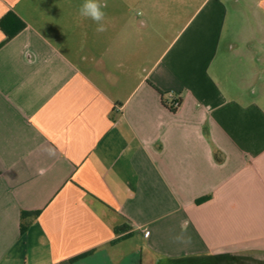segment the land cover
<instances>
[{"label": "crops", "instance_id": "crops-1", "mask_svg": "<svg viewBox=\"0 0 264 264\" xmlns=\"http://www.w3.org/2000/svg\"><path fill=\"white\" fill-rule=\"evenodd\" d=\"M82 2L0 0V264H264V0Z\"/></svg>", "mask_w": 264, "mask_h": 264}, {"label": "clouds", "instance_id": "clouds-1", "mask_svg": "<svg viewBox=\"0 0 264 264\" xmlns=\"http://www.w3.org/2000/svg\"><path fill=\"white\" fill-rule=\"evenodd\" d=\"M106 8L107 3L105 0H83L82 4L79 6L78 12L80 17L94 22L97 25L96 31L102 33L106 31L104 23L106 18V12L104 9ZM185 232L186 226L182 228L181 234L175 236L173 239L180 243H190V238H186L184 235Z\"/></svg>", "mask_w": 264, "mask_h": 264}, {"label": "trees", "instance_id": "trees-1", "mask_svg": "<svg viewBox=\"0 0 264 264\" xmlns=\"http://www.w3.org/2000/svg\"><path fill=\"white\" fill-rule=\"evenodd\" d=\"M23 27H24V24H23V23H20L19 28H18L17 31L21 30ZM14 33H15V32H14ZM14 33H6V37H7V39H10V38L14 35ZM27 215H28V213H26V212H23V213H22V217H23V218H24L25 216H27ZM20 229H21V232H22V231L25 229L24 225L21 224ZM121 229H122V228H121ZM116 232L118 233V232H119V229H117Z\"/></svg>", "mask_w": 264, "mask_h": 264}, {"label": "built area", "instance_id": "built-area-1", "mask_svg": "<svg viewBox=\"0 0 264 264\" xmlns=\"http://www.w3.org/2000/svg\"><path fill=\"white\" fill-rule=\"evenodd\" d=\"M179 101L177 99H173L171 100V107L176 110L177 108H179Z\"/></svg>", "mask_w": 264, "mask_h": 264}, {"label": "rangeland", "instance_id": "rangeland-1", "mask_svg": "<svg viewBox=\"0 0 264 264\" xmlns=\"http://www.w3.org/2000/svg\"><path fill=\"white\" fill-rule=\"evenodd\" d=\"M137 11H139V10H137ZM196 264H204V263H196ZM205 264H219V263L211 261V262H206ZM250 264H258V261L256 259L250 260Z\"/></svg>", "mask_w": 264, "mask_h": 264}]
</instances>
